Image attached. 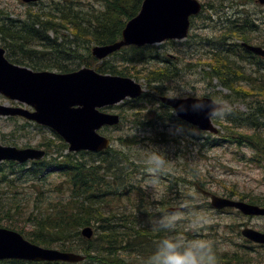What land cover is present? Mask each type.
<instances>
[{
    "label": "trees",
    "instance_id": "obj_1",
    "mask_svg": "<svg viewBox=\"0 0 264 264\" xmlns=\"http://www.w3.org/2000/svg\"><path fill=\"white\" fill-rule=\"evenodd\" d=\"M68 4L73 8L77 5L75 1L61 0L57 4ZM142 0H104V3L100 9H77L73 8L69 11H63L58 9V16L55 17L49 14L33 15L31 23L22 27L21 31L15 32V36L10 33V30L5 26L0 25V38L3 41H7L9 38L12 41H8L10 44H16L18 48L23 49L26 43L37 42V49L31 48L33 52L31 55L34 57V61H26L24 64L32 69H39L43 66L48 68H56L59 71H69L72 67L67 66L60 60L52 61L41 55L46 52L49 43L54 45V51H58L60 54L64 53L65 56H74V59L78 58L79 65L94 67L96 70L103 73L118 74V75H131L133 77H139V69L141 66L142 76L146 81V84L153 91L154 95L162 94L169 86L173 76H175V70L170 67H160L157 69H149L147 67L150 59L155 53L154 47L143 48H125L118 53L121 57H118L116 62L121 63V66H115L108 64L107 61L97 63L89 54L90 44H106L119 39L121 30L125 24V21L133 17L141 5ZM65 6L61 5L60 7ZM59 7V8H60ZM79 11V12H78ZM44 17V18H43ZM59 22L62 25L58 24ZM72 23V24H71ZM263 30H264V23ZM57 28H64L66 30L72 29V34L75 35L79 42L76 45V40H68L67 37L59 35ZM259 30L258 25L248 17L246 13L241 21L228 20V25L223 28L221 36L214 38L212 36L203 35L206 43L216 39L215 52L211 61L214 63L211 65L214 69L216 79L220 81L225 88L230 90L231 93H235L237 96H243L249 92L250 88L247 86L235 84L233 77L236 76L239 80H252L249 74H245L244 67H238L231 59V55L240 57L242 60H247V52H238V46L233 43L234 36L238 38H246L250 32H256ZM53 33V38L48 36V33ZM248 32V33H247ZM252 33V34H253ZM196 35H191L195 37ZM62 39L58 42L59 39ZM6 46V45H5ZM11 46V45H9ZM68 46V48H66ZM74 46V49L70 48ZM7 47V46H6ZM27 47V46H26ZM45 48V49H44ZM8 49V48H7ZM87 50V54L82 57L79 51ZM27 50V49H24ZM245 53V54H244ZM9 57L14 58L15 53L7 50ZM117 54L113 55L116 56ZM261 62L256 58L255 64ZM148 68V69H145ZM235 69H238L234 71ZM238 80V81H239ZM252 91L258 93L260 97L264 98V79L262 82L258 81V78H254ZM224 99L229 100V96L224 95ZM227 121H235L236 118L227 116ZM154 121L161 123L159 117L155 116ZM151 120L147 121V124H151ZM235 128H240L242 125H231ZM258 126V127H257ZM260 125H256L253 128L251 135L248 134L246 141L253 145L258 151L264 152V138L260 135H264V131L259 129ZM192 130V136H195V129ZM259 130V131H258ZM201 134V133H199ZM260 134V135H259ZM191 135V134H190ZM203 135V134H201ZM251 136V137H250ZM250 137V138H249ZM206 144L212 140L210 134H207ZM226 141V139H222ZM130 142V141H129ZM220 142V141H218ZM124 143L128 144L127 141ZM135 143V142H130ZM210 145V144H209ZM47 151H53L48 161L42 160L39 162H33L27 169L30 174L31 181L28 187L25 186V165L18 166L15 163H3L0 164V225H6V227L13 228L25 235L30 241L41 246H56L60 250L65 251H81L85 255V261L76 264H91L96 262L97 264H142L141 258L143 254L139 252V235H142L146 240V233L149 227L144 226V233L139 231V225L150 224V210L143 212L142 218H139V200L130 201L124 203L120 198L119 185H104L99 178L98 171L100 168L107 169L109 162V154L112 152L109 149L102 155L101 158H97L92 165H86L73 160V155L70 153L63 154L65 151V145L60 141L56 147L52 142L45 140L42 143ZM55 148V149H54ZM114 153V152H112ZM97 163L98 165H95ZM111 169H115L111 167ZM110 169V170H111ZM109 170V169H107ZM57 174L58 181H53L51 176ZM128 186L129 189L123 188L127 196L134 192L139 194V187L133 184L134 179L131 178L132 172H128ZM98 177V179L96 178ZM22 178V179H21ZM42 178L47 181V184L42 186L38 182ZM102 178V177H101ZM36 200L41 202V205L35 204ZM30 201V212L22 213V208L26 205L23 203ZM62 203L58 206L57 202ZM151 202L144 199V205L150 206ZM23 206V207H22ZM110 206L112 208L120 209V221L123 225L115 227L111 225V219L115 216L110 211L109 216H105V207ZM19 210L22 215H11L12 212ZM3 214L5 217H3ZM19 216H25L33 220L34 224H31V232L26 231L25 227H19L13 222L17 221ZM133 220L136 223L135 230L130 227L127 220ZM13 221V222H12ZM98 224L99 233V245L94 250L90 249L89 245L95 246L96 240L87 242L86 246H83L81 242L79 245L72 243L73 237L79 236L80 227L87 225ZM124 227V228H123ZM123 228V230H122ZM122 248V252L117 255L116 248ZM98 249V250H97ZM93 251V253H91ZM97 252V255L94 254ZM94 254V255H93ZM248 256V255H247ZM247 256L239 254H228V257L221 259L218 254L216 264H249V258ZM219 262V263H217ZM0 264H28L20 261H5ZM33 264V263H30ZM45 264V263H42ZM50 264H68L61 262H54Z\"/></svg>",
    "mask_w": 264,
    "mask_h": 264
},
{
    "label": "rangeland",
    "instance_id": "obj_2",
    "mask_svg": "<svg viewBox=\"0 0 264 264\" xmlns=\"http://www.w3.org/2000/svg\"><path fill=\"white\" fill-rule=\"evenodd\" d=\"M20 0H0V20L5 19L6 20V27L10 30V33L15 36V32L21 31L22 27L26 26L27 24L31 23L33 15H39V14H49L52 16H55L56 18L58 16V9H61L63 11H69V8L72 9L73 7L64 4L65 2L61 4H57L59 0H43L44 4L49 5L47 7L43 6L42 3L36 6H27L22 10V7L19 3ZM71 1V0H69ZM76 2V4L81 7L84 10L93 8L94 10L100 9L102 7V0H73ZM199 2L207 5H212L213 10H204L203 16H211L214 19L216 18L215 10L216 7L219 5V0H198ZM251 3V2H250ZM65 5L60 7L61 5ZM250 5V4H249ZM60 7V8H59ZM250 10L254 9L256 13L257 18H263L264 17V6L256 7L253 3V6H248ZM73 10L75 11L76 8L74 7ZM10 11L19 12L16 15V18H11ZM217 11V10H216ZM79 12V11H78ZM139 12L137 10L136 14ZM135 14V15H136ZM135 15L133 17H135ZM131 17V18H133ZM255 19V16H253ZM44 18V17H43ZM263 19H261L262 21ZM259 22V20H257ZM203 22V18H196L195 23L196 27L193 30V33H198L199 26ZM264 23V21L262 22ZM72 24V23H71ZM62 25V24H60ZM2 26L5 27V24L2 23ZM63 26V25H62ZM59 31V37L63 35L66 36L68 40H78V38L72 34L71 30H66L64 28H57ZM207 35H213L212 32L207 31L205 32ZM49 37L53 36V33H48ZM258 36L262 38L261 34L259 33ZM54 37V36H53ZM52 37V38H53ZM251 39V38H250ZM12 41L10 38L5 41V45L7 48L15 53L20 61V63H24L26 61H34V56L31 55L33 52L30 51L31 48H34L37 46V42L26 43V46L23 47V49L20 50V48L16 47V44H10L8 41ZM60 38L58 40L61 41ZM80 40V39H79ZM76 41V45L80 43ZM200 42V39H190L185 43L178 44L169 47V53L174 55V58H165L162 57L159 53L154 54L151 56L150 62L148 63L147 67L149 69H157L160 67H170L171 69L175 70V76L173 78L176 79V82L174 83L173 91L174 94L180 93L181 95H188L193 97H204L209 96L213 98L217 102H222L225 107L228 109V112H232L235 115H238L240 112H248L251 114L250 118L244 123L251 127H255L256 125H262L264 127V99L259 97L258 93H255L252 91V86L247 87L250 88L249 92L245 93L243 96H247L245 101H237L233 100L227 101L223 100V94L229 95L230 92L228 89L223 88L218 80L216 79V76L214 74L213 66L211 65L214 63V60L211 61L212 56L217 50L214 48L216 44V39H213L212 41H209L208 43H204L203 46H200L199 44H194V42ZM11 45V46H9ZM93 45L90 44V46ZM54 45H51L49 43V46L46 49L45 53H42L41 55H45L46 58L55 61L60 60L61 62L65 63L69 67H75L77 63H80L79 59H74V56L72 58L69 56H65L64 53L60 54L58 51H54L53 48ZM40 48V47H37ZM34 48V49H37ZM68 48V46H66ZM70 48L74 49V46H70ZM27 49V50H24ZM45 49V48H44ZM162 48L161 50H163ZM199 51L203 53L204 58L201 62L198 64H195L196 60L200 57ZM80 54H82V57H84L87 54V50L79 51ZM232 61L238 66V67H245L247 64L237 56L231 55ZM145 68V69H148ZM238 69H235L236 71ZM256 70L260 74V77L264 79V62H258L256 64ZM142 70L139 68V77H141ZM218 77V76H217ZM252 77H254L252 75ZM233 80L236 83L240 85V82L238 81L239 78L236 76L233 77ZM139 83L142 85L144 84V81L142 78H139ZM242 84H247L243 83ZM173 92L167 93V95H174ZM235 99V98H233ZM0 104H8L4 99L0 96ZM147 104L146 108H149V104ZM116 112V111H115ZM126 121H124L119 128L116 129H110L107 132L105 131L104 134L107 136H110L112 141V148L115 150H121V152H114L109 154V162L107 164V169L104 170V168H100L98 171L99 178L101 179L102 183L104 185H116L118 184L119 187V194L120 198L122 200L125 199L127 193H125V190L123 188L129 189L128 186V178L127 177V169L130 165V161H134L135 163H138L141 167V163L139 162V156H140V149L147 148L149 146H154L161 152L163 150H168L172 154L169 155L168 152H163L167 159H169L170 163L167 167V169L160 174L159 178V184L156 186V188H152L149 186V190L154 193L155 191H163V183L165 182L164 179L168 178V174L174 175V176H183L186 177L182 181V184H180L181 190H184L185 188L182 187H188L189 193H194L191 195H196L199 197L200 201H205V199L202 196H199L196 193V190L194 187H191L190 181H195L196 177L193 176V174L198 173L203 176L197 178V183H202L204 188L208 191H212L217 194H227V192H238V193H247L248 195L252 196H258L262 200H264V169H260L257 164H254L253 162L248 163L244 160L242 162L237 160V157L241 155V153H244L247 155H252V152L248 150L247 148H237L235 145L232 144H217L215 141H212L211 144H213L214 147H203L201 144L202 142L196 141L194 139L188 138L187 141L181 140V138L176 137L171 127L164 126V127H156L153 128L151 131H143V128L139 127H133L131 128L130 123L133 121V114L132 113H126ZM148 115V109L144 111H139V121L144 122L146 120V116ZM156 115L158 117H165L166 114L163 112H160L159 110L156 111ZM130 122V123H129ZM23 120L17 119L14 121H5L0 119V144H7V145H17L19 147L23 146H31L35 147L36 144L44 137L48 136L47 130L44 129L38 130L34 126H28L27 129L23 128ZM138 126V125H137ZM219 126V125H218ZM259 126V127H260ZM258 127V126H257ZM132 137L135 136L136 139H139V144L135 145H128L123 144L121 145L119 141V137ZM146 138H156L157 142L161 139H165L166 142L168 141H174L176 139L177 141L183 142L179 145L178 151H176L175 148L169 147L170 144H160V143H151L149 140H145V142H142V139ZM129 157V159H128ZM135 157V159L133 158ZM255 157L254 159H260V157L257 156H251ZM73 160L84 163L86 165H92L95 160H97L94 156L89 155H78L74 156ZM95 165H98L95 163ZM111 167H114L115 169H111ZM111 169V170H110ZM102 177V178H101ZM98 179V177H96ZM47 181H50L42 178L40 182H38L40 185L44 186L47 184ZM133 184H135L133 182ZM136 185V184H135ZM184 191L180 192L179 194H182ZM200 193V192H199ZM134 194V193H131ZM171 201L170 203H173ZM62 202L58 201L57 204L60 206ZM167 203V204H170ZM35 204L41 205V202L39 203L38 200H36ZM22 205V213L30 212L29 206H31V202L27 201L23 203ZM168 207H174V205L165 206L164 208H158L159 211L165 210ZM156 209V207H152L150 210ZM110 211L115 214V216L111 219V225H114L115 227H119L120 225H123V223L120 221V209L112 208L110 206L105 207V216L110 215ZM158 211V212H159ZM193 211L197 212L200 211L197 206L193 207ZM153 212V211H152ZM203 216L211 217L212 218V224L215 229H219L224 226H229L231 228L240 229L244 227L245 225L254 227H260V229H264V218H257L248 220L246 218H238L235 219L234 217L228 216H221L212 213L210 210H202L200 211ZM22 213L17 210L11 213V215H22ZM156 213V212H155ZM0 215H2L0 213ZM3 217L4 214H3ZM17 218V221L13 222L14 224L18 225L19 227H25L26 231H33L32 225L34 224L33 220L29 219L25 216H19L14 217ZM128 224L132 228V230H135L136 223L133 220H127ZM251 224V225H250ZM88 226V225H87ZM144 226L149 227L147 233H146V240L142 235H139V252L143 254L142 258L146 256L153 247L154 242L159 239L161 236L164 235L163 232L157 231L154 229L153 225L150 223L149 225H143L140 224L139 231L144 233ZM6 227V226H5ZM85 227V226H84ZM98 224L96 223L93 230V235L90 239H86L81 235V230L83 227H80L79 229V236L72 238V243L74 245H79V242L83 246L87 245V242L96 240L95 246L89 245L90 249L94 250L99 245V229L97 228ZM9 228V227H7ZM124 228V227H123ZM122 228V230H123ZM255 228V227H254ZM10 230H13V228H9ZM17 231V230H15ZM99 238V239H98ZM30 241V240H29ZM31 242V241H30ZM46 248H52L57 249L58 248L54 245L52 246H43ZM98 250V249H97ZM117 252V255H119L123 250L122 248L118 247L115 249ZM76 253L83 254L81 251H76ZM93 253V251L91 252ZM94 254L97 255V252L94 251ZM93 254V255H94ZM220 256L221 259H225L228 257V254L230 252L226 249L221 251ZM257 258L264 259V251L261 252V255H256ZM141 258V263H142ZM219 263V262H217ZM91 264H97L96 262H92ZM258 264V263H257Z\"/></svg>",
    "mask_w": 264,
    "mask_h": 264
},
{
    "label": "water",
    "instance_id": "obj_3",
    "mask_svg": "<svg viewBox=\"0 0 264 264\" xmlns=\"http://www.w3.org/2000/svg\"><path fill=\"white\" fill-rule=\"evenodd\" d=\"M199 11L200 5L195 0H143L139 14L131 18L122 30V39L112 44L93 47L92 55L102 59L122 46H141L166 39H182L187 35L189 16ZM244 46L264 56L261 48L246 44ZM142 92L141 85L131 78L101 75L90 68L67 74L31 72L10 64L0 48V93L34 108L33 112H29L0 106V114L20 115L52 128L69 144L70 151L106 149L109 140L96 131L104 125L117 124L118 116L104 114L98 109L113 105L127 96H140ZM161 100L165 105L173 107L179 117L199 129L216 132L206 115L207 107L194 108V98ZM203 103L221 106L210 98H203ZM43 154V151L33 148L0 146V161L6 159L23 162L27 159H39ZM211 204L214 207L235 206L247 215H264V208L232 202L214 195L211 196ZM83 233H90V228ZM242 234L253 241L264 243L262 233L245 229ZM5 258L64 262L83 260L77 254L36 247L24 240L20 234L0 228V259Z\"/></svg>",
    "mask_w": 264,
    "mask_h": 264
},
{
    "label": "clouds",
    "instance_id": "obj_4",
    "mask_svg": "<svg viewBox=\"0 0 264 264\" xmlns=\"http://www.w3.org/2000/svg\"><path fill=\"white\" fill-rule=\"evenodd\" d=\"M169 98L187 99L188 95L177 93ZM194 99L196 101L193 105L194 108L207 107L208 118L223 119L227 115L228 109L224 106L205 105L203 97H194ZM173 111L175 110L173 109ZM133 158L135 159V157ZM139 162L147 174L144 179L145 186L155 189L159 184L160 174L167 169L170 163L169 159L156 147L149 146L140 149ZM162 196V192L155 191L152 199L160 200ZM152 211L158 212L159 209H152ZM188 217L191 219L188 220L187 228L192 232L206 231L204 226L213 222L211 217L180 209L150 217V223L154 229L163 232L164 235L154 242L152 250L142 258V264H216L218 254L224 250L223 245L202 236L189 237L176 231L178 224Z\"/></svg>",
    "mask_w": 264,
    "mask_h": 264
},
{
    "label": "bare ground",
    "instance_id": "obj_5",
    "mask_svg": "<svg viewBox=\"0 0 264 264\" xmlns=\"http://www.w3.org/2000/svg\"><path fill=\"white\" fill-rule=\"evenodd\" d=\"M139 14V12L135 15V17L137 16ZM134 18V17H133ZM87 227L88 226H85V227H83L82 228V230H81V235L84 237V238H86V239H90L91 237H92V235H93V230L91 229L90 230V233H86V234H84L83 232H84V230H86L87 229ZM11 231H15V230H11ZM30 242V241H29ZM30 244H32V245H34V246H36V247H39V248H42V249H45V250H57V249H52V248H46V247H43V246H41V245H38V244H36V243H34V242H30ZM58 251V250H57ZM79 254V253H78ZM80 255H82L85 259H86V257H85V255H83V254H80ZM54 263V262H53ZM62 263V262H61Z\"/></svg>",
    "mask_w": 264,
    "mask_h": 264
}]
</instances>
